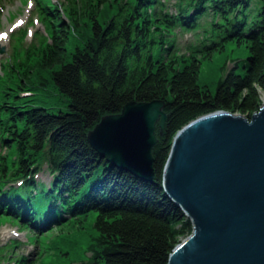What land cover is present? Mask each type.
<instances>
[{"label":"trees","instance_id":"trees-1","mask_svg":"<svg viewBox=\"0 0 264 264\" xmlns=\"http://www.w3.org/2000/svg\"><path fill=\"white\" fill-rule=\"evenodd\" d=\"M169 1L67 0L66 22L51 18L36 63L32 55L12 70L9 84L29 96L11 91L5 104L14 108L0 115L5 149L14 147L9 164L7 154L0 158V211L36 233L74 225L75 234L64 236L72 242L63 243L62 261L69 264H166L191 232L160 188L173 135L217 111L248 119L264 97V0H172L168 12ZM175 30L200 33V40L179 50L168 38ZM71 40L75 47L66 61ZM229 40L246 45L247 57L241 67L223 65L211 95L197 84L199 67ZM48 87L63 97L65 111L30 104L35 91ZM130 101L163 102L166 120L151 149L152 184L111 167L86 141L101 117ZM42 162L48 185L33 181ZM13 259L28 264L26 257Z\"/></svg>","mask_w":264,"mask_h":264},{"label":"water","instance_id":"water-1","mask_svg":"<svg viewBox=\"0 0 264 264\" xmlns=\"http://www.w3.org/2000/svg\"><path fill=\"white\" fill-rule=\"evenodd\" d=\"M162 108L161 101L127 102L99 119L87 144L111 167L152 184ZM160 188L191 226L166 264H264V97L248 119L217 111L179 129Z\"/></svg>","mask_w":264,"mask_h":264},{"label":"rangeland","instance_id":"rangeland-1","mask_svg":"<svg viewBox=\"0 0 264 264\" xmlns=\"http://www.w3.org/2000/svg\"><path fill=\"white\" fill-rule=\"evenodd\" d=\"M93 1L96 2V0ZM94 2H91V4ZM172 2L170 0L166 4L168 12H173L175 4H172ZM63 4L69 3L67 0H0V34L5 33L7 35L6 38H1L0 36V39L4 41L1 46L3 52L0 54V115L7 108H14L13 106L5 104L11 101V97L9 96L13 95L11 91H15L19 97L29 96V93H23L9 84V81H13L12 70L16 69L15 65L17 62L25 58L27 63L32 55L33 59L30 63L31 65L36 63V58L39 56L40 43L45 42L47 39L46 31L47 27L50 26L49 21L63 16L61 18L66 22L65 14L62 13ZM44 7L51 11L56 9V12L45 16L39 10V8L44 9ZM51 11L47 12L50 13ZM207 21H209L208 18L203 20L206 24ZM192 34L175 30L168 38L170 39L173 36L174 44L179 50H183L184 46L188 43L198 44L200 33L197 36H193ZM74 47L75 42L72 40L65 46L66 61H70V54L73 52ZM246 57V45L242 43L238 44L236 40L225 42L221 51L214 52L209 59L201 61L197 84L200 87H206L210 94L213 95L216 82L220 77V69L223 65L225 64L227 69L233 63L241 67ZM10 65H12V68ZM27 67L31 69L30 66ZM15 75V82H21L19 85V88H21L22 76L20 73ZM28 99L31 105L47 108L54 113L60 110H66L63 97L54 93L51 87H48L44 91H35V96ZM1 125L3 124H0V127ZM4 133L6 134V132L2 133V128H0V158H3L7 154L9 164L10 159L13 158L14 147L12 146L10 150L5 149L8 146L5 142L8 135ZM43 173L45 179L40 183L48 185L50 179L49 177L46 178L47 174L45 172ZM39 175L37 178H39ZM1 212L0 264H13L14 256L16 258L20 256L26 257L28 264H69L68 262L62 261L66 257V253L62 251H66L65 244L70 241L69 238L66 240L64 237L66 233L70 232L71 235L73 233L75 234L74 225H66L63 223L58 225L57 228H52L47 231L43 229L36 233L30 226L25 227L22 223L20 225L11 221V215L4 212L2 216ZM84 244H86L85 240L80 244L81 248L84 247ZM68 249L72 251L69 247ZM84 249L82 250L84 251ZM63 253L65 255H62ZM81 256L87 255L82 254Z\"/></svg>","mask_w":264,"mask_h":264},{"label":"bare ground","instance_id":"bare-ground-1","mask_svg":"<svg viewBox=\"0 0 264 264\" xmlns=\"http://www.w3.org/2000/svg\"><path fill=\"white\" fill-rule=\"evenodd\" d=\"M3 43H4V41L2 39H0V47L2 46ZM43 172H45V174H47L46 175V178L49 177V179L51 181V177H50L49 173L45 170V168H42V169H40V171L37 172V175L33 177V181H35V182H41L42 180H44L45 179V175H44ZM40 173H42V174H40ZM38 175H39V178H37Z\"/></svg>","mask_w":264,"mask_h":264}]
</instances>
